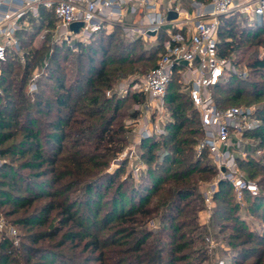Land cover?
<instances>
[{
    "label": "trees",
    "instance_id": "obj_1",
    "mask_svg": "<svg viewBox=\"0 0 264 264\" xmlns=\"http://www.w3.org/2000/svg\"><path fill=\"white\" fill-rule=\"evenodd\" d=\"M49 14L42 10L39 18L30 17V28L18 32L23 55L10 54L1 64L0 155L19 161V168L13 162H5L0 168V207H7L6 213L12 216L24 210V216L15 221L25 226H43L56 211L60 225L53 217L48 230L34 234L32 241L63 233L59 246L68 251L85 241L73 257L82 263L90 259L84 256L89 248L101 251L98 260L114 257L113 264H199L189 260L193 254L206 260L209 248L204 244L205 227L197 220L204 197L197 182L216 176V169L207 152L196 154L203 130L178 75L172 78L166 94L171 119L165 133L144 139L140 145L141 159L147 164L142 179L126 187L127 181L101 173L122 150L127 141L125 133L129 132L115 124L122 98L108 97L105 92L129 74L145 72L148 66L143 61L154 60L150 69L155 67L163 52L165 33L151 49L143 46L141 38L127 39L117 27L96 33L88 43H78V49L73 50L67 43L51 42V30L38 39L46 23L53 28L46 20ZM234 22L241 24L237 30ZM220 39L221 53L238 66H245L248 76H230L215 85L217 105L225 108L232 106L226 103L230 99L249 97L254 101L263 97L264 57L259 56L255 46L264 44V19L259 23L240 15L221 17ZM245 53L249 54L244 61L239 55ZM36 68L41 73L36 79L37 89L32 91L28 87ZM228 88L237 89L231 93ZM142 96L129 94L136 101ZM252 101L241 104L250 105ZM258 115L261 124L246 137L260 158L249 152L250 159L240 160L243 171L260 186L258 195L246 194L239 201L227 181H220L214 194L211 219L219 215L235 223L232 228L236 232L227 238L234 251L231 264H264V100ZM104 188L106 193L113 191L100 220V206L93 214L75 210L80 204L102 205ZM45 196L49 199L36 203ZM242 208L250 216L260 217V232L248 228L239 214ZM150 220L158 222L156 231L136 226L148 225ZM222 226H227L226 222ZM160 234H166L165 240ZM112 235L123 236L121 241L112 242L120 248L105 253L103 249ZM17 250L8 238L1 237L0 264L14 261Z\"/></svg>",
    "mask_w": 264,
    "mask_h": 264
},
{
    "label": "built area",
    "instance_id": "obj_2",
    "mask_svg": "<svg viewBox=\"0 0 264 264\" xmlns=\"http://www.w3.org/2000/svg\"><path fill=\"white\" fill-rule=\"evenodd\" d=\"M42 9L52 12L58 20L53 30L55 42L67 43L73 50L78 49V43H88L96 33L110 32L117 27L130 40L157 41L165 33L163 52L156 66L141 80L117 89L120 97L131 91L146 97V102L138 107L143 115L137 118L134 144L121 153V161L131 163L137 156L136 148L144 139L165 133V126L171 119L166 94L172 78L178 75L182 90L189 95L199 114L203 130L195 147L196 154L201 156L207 152L216 169L215 180L207 184L204 191L206 208L214 209V194L220 181L231 184L239 201L246 194L258 195L257 182L240 166V160L248 156L243 149L246 133L261 124L258 108L255 105L219 107L213 88L227 77L245 79L248 76L247 68H241L231 57L221 53V17L240 15L262 22L264 0L196 1L193 16H184L180 7H163L158 0H0V66L10 54L23 55L18 32L29 26L26 15L39 18ZM171 10L178 13L174 19H168ZM79 22L82 25L78 31L73 30L72 24ZM184 27L187 32L181 31ZM197 58L199 62L194 64ZM30 89H37L36 82ZM110 93L107 91L108 95ZM131 169L138 175L145 164L139 162ZM6 229L9 234L16 233L0 216V233ZM209 246L214 248L213 241ZM219 264L226 263L220 260Z\"/></svg>",
    "mask_w": 264,
    "mask_h": 264
},
{
    "label": "rangeland",
    "instance_id": "obj_3",
    "mask_svg": "<svg viewBox=\"0 0 264 264\" xmlns=\"http://www.w3.org/2000/svg\"><path fill=\"white\" fill-rule=\"evenodd\" d=\"M196 1H201L206 3L207 0H177L176 4L174 5L175 7H180L181 10H183L184 16H186V14L188 16H193V14L195 13V6H196ZM51 15L49 14L47 16V22L51 21L52 22V29L51 30L52 34H51V42L55 41V33L53 32V30L56 28L57 24H58V20L56 19V17L54 16V14L52 12H50ZM222 18H225V16H223ZM25 19L27 21V23L30 22V16L26 15ZM241 21V20H240ZM248 22H252V20H248ZM239 23V22H237ZM236 22H234V30H237L240 25H238ZM260 23V21H259ZM47 25V23H46ZM46 31V29H44L41 34L38 36V39L41 38L42 34ZM182 32H187L188 29L186 27H184L182 30ZM157 41H153V40H148L145 41L143 40V46L146 48H151L153 49V46L155 44H157ZM53 44V43H52ZM257 47V49H259V56L264 57V44L262 45H257L255 46ZM23 49V48H22ZM253 50V49H252ZM249 54V53H247ZM245 53V55H239L242 56L243 60H247L248 55ZM21 62H24V59H21ZM155 61H143V64H147L148 68L145 70V72H135L133 74H129V76H127L126 78H122L120 79L115 85H113V87L109 88L106 90L105 94L108 97H115L118 98L120 97V95L117 92V89L120 88V86H123L125 84H133L135 81L137 80H141L142 77L149 71V69L152 67V63H154ZM241 68H246L245 66H240ZM1 68V66H0ZM248 70V69H247ZM41 73V70H39V68L34 69L33 74H32V80L29 84V89L31 88V84L33 82H36V79L39 77V74ZM239 88V87H237ZM236 88V89H237ZM234 88L232 89H227V90H232L231 93H234V91L236 90ZM31 90V89H30ZM43 90L48 91V88H44ZM107 91H110V95L107 94ZM132 93V91L130 92ZM124 95L122 98V103H121V108H120V112H119V116L117 118V120L115 121L116 127H125L129 130V132H127V134L125 133V136L127 137V141L124 143V147L122 148L121 151H119L114 158H112L108 165L102 169L101 173H107L110 175H114L116 177L117 181H127L128 183H126V187H129L130 185L136 184L138 183L141 179H142V172L146 170L147 168V164L146 162L144 164L145 165V169L137 174H134L132 172V167L135 166V164L139 163V162H144L141 159V148L140 145L136 148V158L132 159L131 163H128L126 161H121L120 160V155L121 153L128 149L131 148L134 144L135 138H134V133L135 130L137 128V118H140L141 115H143L142 110H140L139 108L141 107V105H143V103L146 102V97L145 95L142 96L141 100H132L131 98H129V94ZM244 100L247 102V100H251V98H241L238 100H228L226 103L227 105H239V106H244L243 103ZM263 100H264V96L261 98H257L254 99V101L251 102L250 105H255L257 108L259 106H261L263 104ZM139 107V108H138ZM136 112V115H132V112ZM160 136V135H158ZM50 148V147H49ZM244 150L248 151V156L245 159H250L253 156H255L256 158H260V153L258 151H253L252 150V145H251V139L249 137H247L245 139V144H244ZM249 152H251L250 155ZM5 162H9L15 164V168H19L18 164L19 161H12L10 156H1L0 155V168L2 167L3 164H5ZM20 170V172H23V174H29L30 171L28 169H18ZM117 175V176H116ZM215 180V176L210 177L208 180H199L197 182L198 184V190L200 192V194L204 197V191L206 190L207 184L211 183L212 181ZM1 187V186H0ZM260 188V186H259ZM50 190V189H49ZM106 189H103V193L104 198L102 199V205H96V204H92L91 207H86L83 204H80L76 207V211L78 212H87V213H94L95 209L98 208L99 206L101 207L100 209V213H99V217L98 219L100 220L101 216L103 215V213L105 212V209L107 207V202H108V198L111 196V192L113 191L110 190L109 192L106 193L105 191ZM49 197H43L39 202L36 203H43L44 201L48 200ZM204 202V201H203ZM201 205V202H198ZM215 207V206H214ZM90 209H93L90 211ZM9 210L7 207L5 208H1L0 207V216H2L8 223L9 227H14L16 230V233H10L6 230H4V232L0 233V238H8V240L11 241V243L18 248V250L16 251V253L13 255L15 257V260L10 261L9 264H113L112 260L115 258L112 257V259L110 260H98V258L100 257V250L97 251H92L91 248H89V250L87 251V253H84V256H89V261L88 262H84L82 263L80 261V259H74V255L76 251H80L83 248L84 242L83 241L80 245V247H77L74 249V251H68L65 249V247H60L59 246V242H60V238L62 236L63 233L58 234L56 237H51V238H44L42 240H39L37 242H33L32 241V236L34 234L41 233L43 231H47L48 227L53 219V217L56 216V220H55V224L60 225L59 221H58V217L56 215V211H54L51 214V217L49 218V222L43 226H39V225H23V224H18L16 223V221L19 218H22L24 216V210H20L18 211L16 214H14V216L9 215L6 213V211ZM214 211V209L208 210L205 206V204L203 203L202 208L197 212V220L199 222V225H201L202 227H205V243L206 246L209 248V244H211V241H213L214 243V248H209V257L206 260L198 259L197 255L193 254L192 257L189 260H192L194 262H198L199 264H219L220 260H224L225 263L227 264H231V260H232V256L234 255V251H232V246L229 244V241L227 238H229L230 234H233L236 232V229L232 228L234 221H227V220H222V217H220L219 215H217L215 218L211 219V215L213 214L212 212ZM239 214L244 218V220L248 223V228H250L252 230V232H260L261 228H262V222L260 220V217L257 215L255 217H252L248 214L247 210L245 208H242L239 210ZM214 215V214H213ZM92 218V217H91ZM16 220V221H15ZM226 222L227 226H222L221 225ZM157 221H153L150 220L148 225L145 224H139L136 226H139L140 228L149 226L150 228H152L154 231L157 230ZM232 224V225H231ZM66 229V227L64 228ZM93 230H95V228H93ZM109 233L110 231H106V233ZM162 239L165 240L166 238V234H160ZM207 237L211 238V241L207 240ZM123 238V236L120 235H112V238L109 241V245L104 248V252H108L109 250L113 249V248H120V246H118L116 243H112V242H119L121 241ZM152 237L150 238V240L148 241L151 242L152 241ZM77 244V241L75 242ZM70 246V245H67ZM197 247L200 246V244H196ZM124 247V246H123ZM122 247V248H123ZM54 254V255H52ZM59 257H58V255ZM57 255V256H56ZM45 256H48V259L45 258ZM106 256L110 257L111 254H106ZM57 257V259H56ZM62 259V260H61ZM106 259V258H105ZM57 261L54 263V261ZM247 264V263H246Z\"/></svg>",
    "mask_w": 264,
    "mask_h": 264
},
{
    "label": "water",
    "instance_id": "obj_4",
    "mask_svg": "<svg viewBox=\"0 0 264 264\" xmlns=\"http://www.w3.org/2000/svg\"><path fill=\"white\" fill-rule=\"evenodd\" d=\"M178 16V13L174 10H171L168 14V19H174ZM81 22L79 23H74L72 24L71 28L75 31H78L79 27L81 26ZM199 62V58H197L195 61H194V64L198 63Z\"/></svg>",
    "mask_w": 264,
    "mask_h": 264
},
{
    "label": "crops",
    "instance_id": "obj_5",
    "mask_svg": "<svg viewBox=\"0 0 264 264\" xmlns=\"http://www.w3.org/2000/svg\"><path fill=\"white\" fill-rule=\"evenodd\" d=\"M158 2H159L160 4H162L163 7H167V6L174 7V5L176 4V1L173 2V1H171V0H158ZM42 10H45V9H42ZM46 11H48V10H46ZM28 25H30V22L28 23ZM29 28H30V26H28L27 29H29ZM44 29H46V31L49 30V28L47 27V25L44 26ZM46 31H45V32H46Z\"/></svg>",
    "mask_w": 264,
    "mask_h": 264
}]
</instances>
